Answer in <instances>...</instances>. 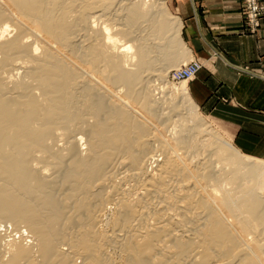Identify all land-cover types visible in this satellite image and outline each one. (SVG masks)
Here are the masks:
<instances>
[{
    "label": "bare ground",
    "instance_id": "6f19581e",
    "mask_svg": "<svg viewBox=\"0 0 264 264\" xmlns=\"http://www.w3.org/2000/svg\"><path fill=\"white\" fill-rule=\"evenodd\" d=\"M181 29L161 0H0V264H264V163L151 80Z\"/></svg>",
    "mask_w": 264,
    "mask_h": 264
},
{
    "label": "crops",
    "instance_id": "0c3cea01",
    "mask_svg": "<svg viewBox=\"0 0 264 264\" xmlns=\"http://www.w3.org/2000/svg\"><path fill=\"white\" fill-rule=\"evenodd\" d=\"M168 1L185 46L201 64L190 83L200 109L243 154L264 158V19L249 32L242 0Z\"/></svg>",
    "mask_w": 264,
    "mask_h": 264
},
{
    "label": "rangeland",
    "instance_id": "374dc122",
    "mask_svg": "<svg viewBox=\"0 0 264 264\" xmlns=\"http://www.w3.org/2000/svg\"><path fill=\"white\" fill-rule=\"evenodd\" d=\"M161 1H164L165 3H166V5L168 6V9L170 10V12L173 14V15H175L174 14V11H173V9H172V7H171V4H170V2L168 1V0H161ZM192 58V57H191ZM193 59H191V61H192ZM173 70H171L169 73H167V75L165 76V79H164V81L162 80V81H159V80H157V79H151V80H155V82H153V85H159V86H161V85H166V84H173V85H177V84H179V83H181V82H178V83H176V82H173V81H171L170 80V73L172 72ZM197 75V74H196ZM196 75L191 79V80H189V81H186V85L188 86V89L190 88V90H189V92L191 91V93H190V96H191V98L193 99V101L196 103V105L198 106V110H197V114H199V116L205 121V122H208L209 124H210V126L215 130V131H217L226 141H228L237 151H239L240 152V154L241 155H243V156H245V157H248V158H250V159H252V160H255V161H260V162H263L264 163V158H257V157H252V156H248V155H246V154H243L240 150H238L234 145H233V143H232V141H230L226 136L228 135L227 133H224L225 131L223 130V128L219 125V124H217L216 123V121L213 119V118H211V117H209V116H207L201 109H200V105L198 104V102L196 101V99L194 98V96H193V94H192V92H194V86L193 85H190V83H192V81L195 79V77H196ZM113 91H115V88H111ZM154 93H156V92H154ZM159 95H157L156 97H158ZM160 96H163V97H161V99L160 100H165V98L167 97V95L166 94H160ZM159 106H157L156 108H158L159 110V112L158 111H156L157 109L155 108L154 109V111L152 112V113H154L156 116H158V118L156 119V121L155 120H153V121H150L149 119H148V121L149 122H147L146 123V125L152 130V131H156L155 133H157V135H158V137H159V141L161 142V143H171L172 141H171V134H170V128L171 127H169L166 123H164V119H165V115L164 114H166L167 113V110L165 111L164 110V107L165 106H163V104L162 103H159L158 104ZM140 112V111H139ZM158 112V113H157ZM140 114H142L141 112H140ZM143 115V114H142ZM144 117H146L145 115H143ZM147 119V118H146ZM165 124V125H164ZM169 127V128H168ZM157 128V129H156ZM167 128V129H166ZM164 129V130H163ZM169 130V131H168ZM225 134H226V136H225ZM171 135V136H170ZM172 139H173V136H172ZM57 140H55V143H56V145L58 146V147H61L62 146V142H60V143H57L56 142ZM59 144V145H58ZM61 145V146H60ZM178 154H181V152H179ZM157 156L159 155V154H156ZM158 158V157H157ZM161 159V157H159V160ZM119 172V173H118ZM118 172H116L117 173V177H118V174H120V172H122V171H118ZM115 176H116V174H115ZM114 176V181L115 182H118L119 181V179H120V177L117 179L116 177ZM115 179H117V181L115 180ZM262 192L264 193V187H262ZM262 197H263V200H264V194L262 195ZM108 206V207H107ZM115 213V207H114V205L113 204H106V206H105V209H104V212H103V215H102V217H101V220H100V223H99V225H98V229H99V231H102V232H108L110 229H111V220L113 219V216H114V213ZM231 218H227V220H229V222H233L232 221V219L230 220ZM105 222V223H104ZM1 224V226L2 227H4L3 229H8L9 228V226L7 225H5L4 224V226H3V224L2 223H0ZM0 229H1V227H0ZM10 230H11V233H12V231H13V235H10V237H9V235L8 236H5V237H3L2 235H4V234H2L1 236L3 237V239L4 240H9V238L11 239V236H19V233L17 234H15V231H14V229L13 228H9ZM17 236H16V238H17ZM25 236V235H24ZM1 237V238H2ZM247 236H245V238H243V239H245V241H246V239L248 240V241H251L252 240V236H249V237H247ZM250 237H252V238H250ZM251 240H250V239ZM244 241V240H243ZM5 242L6 241H4V243L2 244L3 245V247H4V245H5ZM2 245H1V248L0 249H2L3 250V247H2ZM63 249H66L67 247L66 246H63L62 247ZM112 252V251H111ZM112 254L113 255H115V253L114 252H112ZM75 263L76 264H81L80 263V259L79 260H76L75 261ZM74 263V264H75Z\"/></svg>",
    "mask_w": 264,
    "mask_h": 264
},
{
    "label": "built area",
    "instance_id": "2783aa9c",
    "mask_svg": "<svg viewBox=\"0 0 264 264\" xmlns=\"http://www.w3.org/2000/svg\"><path fill=\"white\" fill-rule=\"evenodd\" d=\"M243 4V15H244V26L247 31L255 32L262 25L264 19V3L259 0H242ZM201 69V64L195 60L189 61L188 63L179 66L177 69L170 73V80L173 82L189 81L191 80ZM0 232L4 236L13 235L11 230L3 229L1 227Z\"/></svg>",
    "mask_w": 264,
    "mask_h": 264
}]
</instances>
